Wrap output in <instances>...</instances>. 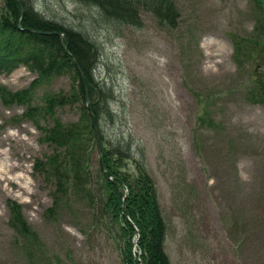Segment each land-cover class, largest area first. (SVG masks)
I'll list each match as a JSON object with an SVG mask.
<instances>
[{
    "label": "rangeland",
    "instance_id": "374dc122",
    "mask_svg": "<svg viewBox=\"0 0 264 264\" xmlns=\"http://www.w3.org/2000/svg\"><path fill=\"white\" fill-rule=\"evenodd\" d=\"M170 1L173 26L141 10L138 28L109 23L98 9L75 0L33 5L44 19L80 32L97 47L93 77L111 92L114 122L99 123L102 148L112 151L124 138L144 162L168 224L164 249L170 263L264 264V107L246 92L260 70L258 50L254 60L235 52V43L243 47L254 27L264 25V0L259 10L252 0ZM3 9L0 0V14ZM0 40L35 50L19 33H0ZM14 65L0 71V86L30 89L28 107L34 109L74 83L63 70L34 84L36 73ZM26 110L0 100V264H124L125 241L97 181L96 148L88 160L90 194L71 191L48 216L54 181L33 164L52 148L41 143ZM54 115L41 116V127L53 118L65 124L80 119L76 104ZM121 171L133 174L135 163L124 160ZM9 200L21 205L39 237L36 246L10 227Z\"/></svg>",
    "mask_w": 264,
    "mask_h": 264
},
{
    "label": "trees",
    "instance_id": "16d2710c",
    "mask_svg": "<svg viewBox=\"0 0 264 264\" xmlns=\"http://www.w3.org/2000/svg\"><path fill=\"white\" fill-rule=\"evenodd\" d=\"M77 3L91 6L100 12L104 20L109 23L126 25L133 28L140 26L139 14L141 10L150 12L161 24L171 27L175 23L176 11L170 0H75ZM257 9H262L259 0H252ZM4 9L0 14V33H19L32 44L34 49L23 51L19 43L0 40V71H10L17 62L22 63L30 72L37 74L34 84L61 71H69L73 75L74 83L68 93L52 95L42 106L28 107L32 100L30 89L10 92L0 86V100L3 105H26L24 117L33 120L41 133V143L52 148V154L45 158H38L33 164L35 172H39L46 179L54 181L52 206L46 212L48 216L55 213L63 201L68 199L71 191L76 196L90 194L88 183L90 152L96 148L92 116L97 123L99 138L104 145L99 123L102 118L113 122V115L109 109L112 100L111 92L103 85L96 83L93 72L96 69L99 53L97 47L83 34L64 28L62 25L44 19L35 11L33 0H3ZM23 16L20 26L18 21ZM28 30H33L28 31ZM60 32L64 37V48L60 40L53 33ZM41 33H50L45 36ZM22 44V43H20ZM240 46L235 43V52H244L245 58L254 60L257 53V67L260 68L251 79L246 92L254 103L264 107V25L259 24ZM29 48V47H28ZM251 62V61H250ZM81 69L79 74L77 65ZM85 82L89 96V110L86 106L82 85ZM42 104V103H41ZM76 104L80 119L75 123H63L53 118L52 125L41 127V116H53L56 109ZM206 120L210 119L208 112L204 113ZM55 116V115H54ZM208 123V122H207ZM102 160L106 171L98 169V182L103 188L104 207L111 215V220L118 225L125 243L122 248L124 264H171L164 249L168 224L162 214L158 193L154 179L147 171L142 161L134 157V149L129 141L121 138L112 151L102 148ZM124 160L135 163V172L131 175L121 171ZM125 213L137 227L140 239L132 252L134 242V228L122 213L124 195ZM9 210L8 223L17 236L25 243L38 244V235L24 218L21 205L13 200L7 202Z\"/></svg>",
    "mask_w": 264,
    "mask_h": 264
},
{
    "label": "water",
    "instance_id": "95a60500",
    "mask_svg": "<svg viewBox=\"0 0 264 264\" xmlns=\"http://www.w3.org/2000/svg\"><path fill=\"white\" fill-rule=\"evenodd\" d=\"M22 19H23V16L21 15L20 20H19V26L21 24ZM28 31L34 32L33 30H28ZM41 34L47 36L50 33H41ZM53 34L59 38L61 46L64 48V37H63V34L60 33V32L53 33ZM77 69L79 71L80 76L82 77V72H81V69L79 68L78 65H77ZM82 85H83L84 94H85L86 106H87V108L89 110V113L91 114V111L89 109V96H88L87 88H86V85H85V82H84L83 79H82ZM92 125H93V130H94V137H95V141H96V151H97V157H98L99 166H100V169L104 172V171H106V168H105L103 160H102V146H101V141H100V138H99L97 123H96L95 118L93 116H92ZM126 196H127V194H125L124 198H123L122 213H123L124 218L126 220H128L130 225L134 228L135 235H134V242H133V248H132V252H133V255H134L135 246L137 245V243H138V241L140 239V233H139V230L137 229V227L133 224L132 221H130L129 217L125 213V207H124L125 201H124V199L126 198Z\"/></svg>",
    "mask_w": 264,
    "mask_h": 264
}]
</instances>
